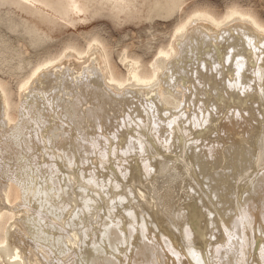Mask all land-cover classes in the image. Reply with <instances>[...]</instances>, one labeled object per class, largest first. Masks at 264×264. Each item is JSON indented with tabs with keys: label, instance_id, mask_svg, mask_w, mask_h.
<instances>
[{
	"label": "bare ground",
	"instance_id": "bare-ground-1",
	"mask_svg": "<svg viewBox=\"0 0 264 264\" xmlns=\"http://www.w3.org/2000/svg\"><path fill=\"white\" fill-rule=\"evenodd\" d=\"M228 12L125 78L93 40L0 83V264H264V25Z\"/></svg>",
	"mask_w": 264,
	"mask_h": 264
},
{
	"label": "rangeland",
	"instance_id": "rangeland-1",
	"mask_svg": "<svg viewBox=\"0 0 264 264\" xmlns=\"http://www.w3.org/2000/svg\"><path fill=\"white\" fill-rule=\"evenodd\" d=\"M135 1L117 12L97 0H0V83L13 106L19 85L35 67L70 48L85 51L93 40L104 46L117 76L125 78L123 58L148 69L179 23L197 11L223 18L236 8L264 25V0Z\"/></svg>",
	"mask_w": 264,
	"mask_h": 264
}]
</instances>
